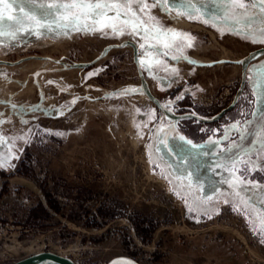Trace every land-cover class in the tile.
Returning a JSON list of instances; mask_svg holds the SVG:
<instances>
[{
	"label": "rangeland",
	"instance_id": "374dc122",
	"mask_svg": "<svg viewBox=\"0 0 264 264\" xmlns=\"http://www.w3.org/2000/svg\"><path fill=\"white\" fill-rule=\"evenodd\" d=\"M48 2L17 0L13 14ZM224 3L151 8L191 47L53 17L0 26V264H264V42L249 36L261 5L226 21ZM197 195L189 212L181 197ZM40 204L49 218L32 217Z\"/></svg>",
	"mask_w": 264,
	"mask_h": 264
},
{
	"label": "snow or ice",
	"instance_id": "6c2138e0",
	"mask_svg": "<svg viewBox=\"0 0 264 264\" xmlns=\"http://www.w3.org/2000/svg\"><path fill=\"white\" fill-rule=\"evenodd\" d=\"M28 2L34 3V0H28ZM16 3L17 0H0V26L7 24L9 28H13L17 32L24 28L26 23L37 29L51 28V23H45L44 21L48 17H53V22L57 26L64 25L70 26L74 30L100 32L105 36L109 35V33L113 36L128 34L138 36L141 39H155L161 41V44L158 46L165 49L172 48L177 39L187 40L186 46H192L190 34L165 28L159 23L157 17L151 14V8L156 7H159L164 12H168L170 7H174L172 0H50L48 3L36 5L41 10L40 14L25 11L21 7L19 8L20 15H14L13 6ZM186 4L189 9L193 7L192 0H186ZM254 4L255 0H225L223 7L225 13L224 19L226 21L232 19V17L227 15L228 11L234 12L236 9H242L244 13H247L249 7L254 6ZM260 5L259 13L262 24L256 30L255 36H253L252 32H249V36L252 37L251 42L253 43L264 42V0H260ZM188 18L193 19L191 12L188 13ZM241 18L248 20L249 23L254 19V17L246 15H242ZM203 22L208 24L209 20L205 19ZM234 22L239 24L241 23V19H236ZM211 26H216L214 20ZM0 35H4V32L0 31ZM145 47L151 48L152 45L141 44V48ZM178 58L177 56L172 57L173 60ZM141 64L143 65L144 61H141ZM257 68L258 78L264 79V71H259V69H264V64L258 65ZM132 91H135V89ZM180 139L184 140V137H180ZM187 143L193 148L197 147V145H192L191 141H187ZM7 162L8 157L0 158V167H4ZM242 175L243 173H241V177ZM242 182L240 178L225 181V183H230L234 194L237 196L239 195L238 189ZM173 191L179 196V193L175 189ZM181 198L189 212L197 211L202 204L206 203L198 195L193 197L191 202L188 196ZM224 202L229 203L227 199ZM233 210L239 209L234 207ZM261 225L264 228V220L261 221ZM114 264H127V262L117 261Z\"/></svg>",
	"mask_w": 264,
	"mask_h": 264
},
{
	"label": "trees",
	"instance_id": "16d2710c",
	"mask_svg": "<svg viewBox=\"0 0 264 264\" xmlns=\"http://www.w3.org/2000/svg\"><path fill=\"white\" fill-rule=\"evenodd\" d=\"M225 114H223L221 116V119L224 117ZM46 201H47V205L48 207L56 212V213H60V208L58 206V204L56 203V201L53 200V198L49 195L46 194ZM31 215L34 219H39V216L43 217V218H49L50 214L49 211L45 208V206H43V204H40L37 208H35L34 210L31 211ZM135 230L138 233V235H144L145 233L151 234L152 230H143L141 229V227L139 226H135Z\"/></svg>",
	"mask_w": 264,
	"mask_h": 264
},
{
	"label": "bare ground",
	"instance_id": "6f19581e",
	"mask_svg": "<svg viewBox=\"0 0 264 264\" xmlns=\"http://www.w3.org/2000/svg\"><path fill=\"white\" fill-rule=\"evenodd\" d=\"M40 90H42V89H40ZM49 100V99H48ZM50 102V101H49ZM51 107V106H50ZM17 108V107H16ZM14 109V108H13ZM19 110V109H18ZM22 109H20V111H21ZM50 112V111H49ZM170 113H171V111H170ZM53 114V113H52ZM47 115V114H46ZM51 115V114H50ZM55 115V114H54ZM53 115V116H54ZM58 115H60V114H58ZM55 116H57V115H55ZM176 117V116H175ZM176 121V120H175ZM50 258V257H49ZM46 263H48V261H46L45 259H40V261L37 263V264H46ZM28 264V263H27ZM128 264H134V263H128Z\"/></svg>",
	"mask_w": 264,
	"mask_h": 264
},
{
	"label": "water",
	"instance_id": "95a60500",
	"mask_svg": "<svg viewBox=\"0 0 264 264\" xmlns=\"http://www.w3.org/2000/svg\"><path fill=\"white\" fill-rule=\"evenodd\" d=\"M222 116V114L220 115V117ZM54 260L58 261L60 264H66L64 261L60 260V259H55ZM132 261V260H131ZM134 262V261H132ZM135 264H137L136 262H134Z\"/></svg>",
	"mask_w": 264,
	"mask_h": 264
},
{
	"label": "crops",
	"instance_id": "0c3cea01",
	"mask_svg": "<svg viewBox=\"0 0 264 264\" xmlns=\"http://www.w3.org/2000/svg\"><path fill=\"white\" fill-rule=\"evenodd\" d=\"M228 110H230V109L227 108V109L223 110L222 113H220V115H221V114L223 115V114H224L225 112H227ZM220 115H219V116H220Z\"/></svg>",
	"mask_w": 264,
	"mask_h": 264
}]
</instances>
